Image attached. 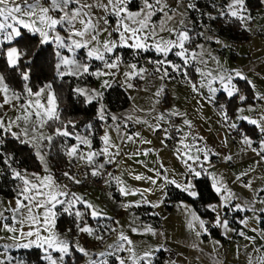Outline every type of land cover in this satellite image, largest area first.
Segmentation results:
<instances>
[{
	"label": "rangeland",
	"instance_id": "obj_1",
	"mask_svg": "<svg viewBox=\"0 0 264 264\" xmlns=\"http://www.w3.org/2000/svg\"><path fill=\"white\" fill-rule=\"evenodd\" d=\"M197 1L163 0L169 9L175 10L176 13L173 20L168 22V27L178 26L179 21L183 19L184 27L188 29L190 37L191 30L194 27H197L196 33L202 34V39L195 45L191 44V40L186 43L189 55L193 52L197 54V59L190 64L185 65L181 57H177L174 52L169 53L167 59L174 64L181 65L183 69L182 72H173L169 67V74L172 78L161 80V73L155 72V66L151 61L165 58L154 50L149 51H154L155 55L149 56L141 64L132 61L127 62L121 58L122 63L119 68L111 70L105 69L102 61L89 60L86 56L87 63L90 66L93 62L103 64L101 68L95 69L94 72L98 70L111 71L115 73V76H95L93 85L81 88L96 89L102 92L104 90V87H102L103 81L113 78V80L119 81L131 98L130 105L124 110L113 112L111 116H115L117 119L110 121L107 119L106 106L103 101L101 102L105 108L101 137L107 132L111 144L119 146L120 149V155L116 156L114 162L107 166L110 167L112 176L119 177L123 184L118 185L116 183L120 195L119 199L114 196V192L110 188L104 191L96 188H78L74 190L68 188V191L76 193L91 203L101 215L93 218L90 215L91 210L86 209V205H76V208L86 214L83 217L81 226L91 227L94 230V235L76 231V234L72 236L71 232H60L56 227L60 235L68 239L71 246V255L65 256L64 264H68L67 260H71L72 263L70 264H88L91 259H102L97 254L108 250V245L118 244L121 233L132 241L131 247L137 256H142L145 251H153V262L157 254L163 251V264H249L250 258L251 264H258L257 258L264 256V158L258 154L260 141L264 139V133H261L255 125V129L249 126H241L243 122L249 125L252 124L240 118L247 116L249 119L260 120L264 116V99L259 98L264 97V0L262 6L254 14L247 8L245 0L247 14L252 17L243 25L248 27L251 33L250 39L245 42H232L227 37L221 36L216 32L211 22L204 23L201 15L198 18V25H195L196 21L192 17V10L198 7ZM82 2L91 3L92 0H82ZM189 4H194L195 7L189 8ZM140 6L141 0H134L133 10L138 9ZM224 6L222 0L213 3L211 9L206 12L209 19L220 16L219 12ZM93 11L97 16L103 15V12L98 9ZM169 15H172V13L170 12ZM161 19L162 15L158 13L153 18V22L159 24ZM112 23L114 25V20H112ZM101 26L103 25L101 24ZM64 34L61 32V35ZM160 35L165 39L170 38L167 32H161ZM26 37L31 41L39 42L38 37L34 38L25 32L24 38ZM111 38L116 39V34L113 33ZM171 38H175L174 35ZM99 39L101 41L109 39L108 34L106 32L102 33ZM22 40L11 45L9 42H5L0 45V52L2 50L6 51L7 46L18 47ZM117 50L109 54L111 59L114 60L116 56L121 57V53L116 54ZM80 51L78 50L77 56L83 57L79 53ZM84 52L86 54L87 50L85 49ZM141 52L146 53L148 51ZM65 54L68 53L65 52ZM107 58L109 57L106 56ZM201 59L207 61V63H200ZM132 63H136L138 68L143 67L146 70L143 73V79L132 77L126 80L124 73L130 71L128 65ZM188 66L193 67L191 73L195 72V79L192 78V75H189ZM197 67L205 72H212L214 76L218 74L221 68L224 72L219 74H233L232 83L239 92L236 94V100L233 102L230 114L225 102L216 103L219 93L224 92L220 81L218 79L213 81L212 86L218 90L209 100L212 94L207 86H200L203 78L200 73L196 72ZM236 71H239L241 76L246 77V80L250 83L253 89L251 97L240 90L238 82L244 80V78L236 77L234 75ZM185 72L187 77L184 74ZM26 83L28 85V82ZM127 83H131L133 87H127ZM192 83L197 85L198 92L193 91ZM204 84H207V79H204ZM161 88L164 91L157 97L156 93ZM166 93L169 95V102H166L164 98ZM240 95L245 96L246 100L241 101L239 99ZM157 100L159 103H157ZM17 103H23V100L18 102L13 100L9 104H3V93H0V104H3V107L0 108V118H3L5 122L15 120L16 116L20 114L17 108L13 107ZM240 109H243V111H239ZM169 111H179L183 114L178 117V128L181 131H179L178 140L171 150L166 147L165 136H155L156 130L153 131V126L157 123L155 117L160 113ZM224 113H227L229 117L227 121L224 119ZM185 119L192 121L191 128L184 124ZM145 120L148 123L142 122ZM166 122L167 119L159 121L162 127L166 125ZM230 123H235L237 127L235 129L230 128ZM117 125H119L118 131ZM13 130L16 129L13 128ZM43 132L45 135L53 134L47 126L43 129ZM189 132L192 135L187 137L185 143L192 144V136L203 137L202 140L198 139L196 141V146L205 148L209 153L208 160L204 159L203 152H201L199 153V161L192 160L189 163L196 171H200L201 175L206 173L212 186L214 178L218 187L223 185L221 192L218 193L219 200L206 205L207 209L212 211L215 208L213 219L202 216L194 205L187 201H176L172 203L171 208L167 206L168 187L175 186L168 183V180H175L182 186L191 182L193 185L191 190L198 195L195 179L199 176L188 173L183 162L186 157L182 158L180 155V153L187 150L179 144V140L184 137L185 133ZM75 133L88 137L92 142L91 128L77 130ZM245 135L253 141L251 147L242 142ZM127 136H133V140H126L125 137ZM75 143L74 139L73 144ZM91 146L92 150L100 151L105 145L101 140L100 149L93 147V144ZM81 147L84 152L89 150L86 146ZM253 148L258 151H253ZM177 149L180 151L178 152ZM110 151L115 152L116 149L110 148ZM145 151H147V155L144 154ZM137 153L139 154L137 155ZM190 154L197 155L194 149L191 150ZM225 157H231V159H225ZM45 159L48 168L52 172L49 152ZM105 159L103 157V160ZM39 162L40 170L27 172L38 173L41 176L45 175L44 165L40 160ZM202 168L206 171H202ZM157 172H159V175H157ZM138 175L144 178L135 179ZM149 177L151 180L148 179ZM165 177H167V180ZM152 180H156V183L153 184ZM57 182L63 185L62 181L57 180ZM122 186L129 192L128 195H124L119 191ZM225 196L229 197L227 201L223 199ZM15 198L0 195V210L8 207L9 202H12V206H14ZM126 205L127 207H125ZM144 205L152 206V214L159 216V226L156 225L155 220L142 219L141 213L137 212V208ZM236 205L241 207L237 209ZM193 212L205 222V227L208 229L206 233L199 228L198 221H192L191 213ZM217 217L221 221L220 224L216 223ZM189 221H192L193 228L189 227ZM224 221H227L226 227L223 224ZM233 221L238 225H235ZM212 226L219 228L221 237L211 235L210 227ZM133 227L137 229L136 232L131 230ZM148 227H151L156 234L153 235L147 232L145 229ZM197 231L201 232L199 236L196 234ZM241 232L244 235H241ZM10 235L0 227V260L9 257L10 251L15 249L3 247L13 243L9 239ZM96 235L102 236L103 239H96ZM128 246L125 245V247ZM79 247L84 248L88 255L79 252ZM119 255L127 261L130 253L122 251ZM53 256L58 257L59 253H53ZM108 261L109 264H118V261L111 256L108 257ZM21 262L26 264L25 261Z\"/></svg>",
	"mask_w": 264,
	"mask_h": 264
},
{
	"label": "snow or ice",
	"instance_id": "obj_2",
	"mask_svg": "<svg viewBox=\"0 0 264 264\" xmlns=\"http://www.w3.org/2000/svg\"><path fill=\"white\" fill-rule=\"evenodd\" d=\"M134 0H92L91 3L82 2V0H0V45L5 42L9 44L18 43L19 40L24 39L25 32L31 36L38 37V47L43 45H55L54 55L56 62L54 64V70L58 78L63 79L66 76L79 78L85 74H91L93 76H115L111 71H95L90 73V65L86 62H81L77 59L78 50H87L86 56L89 60H99L104 63V68L118 69L122 63L121 57L116 56L115 59H111L109 54L114 53L117 49L123 47L133 50L134 55H138L141 51L154 50L156 53L163 56V60L151 61L155 66V72L161 73L160 79L172 78L169 74V67L173 72H182V66L174 64L167 59L169 53L174 52L177 57H181L185 65L197 59L195 52L189 55V49L186 47V43L190 42L191 37L189 31L184 27V20L179 21V25L176 27H168V22L172 21L175 16V10L169 9L163 0H141V6L133 10ZM189 8H194V4H189ZM94 9H98L103 12V15L97 16ZM172 15H169V13ZM162 15V19L159 24L153 22V18L157 14ZM220 17H231L237 19L243 26L252 17L247 14V8L245 6V0H228L225 6L219 12ZM215 19V17H212ZM114 20V25L112 23ZM101 24L103 26H101ZM79 25V27H77ZM109 29H111L109 31ZM61 32L65 33L61 35ZM107 33L109 39L101 41L99 39L102 33ZM161 32L169 33L168 39H165L160 35ZM113 33L116 34V39H112ZM174 35L175 38H171ZM202 35V34H201ZM202 47V46H200ZM68 53V54H65ZM6 58L7 67L14 72L20 70V75L24 82L29 81L30 75L28 71L21 70V62L27 55V52L16 46H7L6 51L3 52ZM106 56L109 58L106 59ZM31 63V61H29ZM200 63L206 64L207 61L201 59ZM130 71L125 72L124 75L127 79L132 77H139L143 79V73L146 71L143 67L138 68L136 63L128 65ZM196 72L202 76L201 87L207 86L212 96L215 95L218 89L212 86L214 80H219L220 85L226 92L228 97H234L238 94L239 90L232 83L233 74H219L224 70L221 68L217 75H213L212 72H205L201 68L197 67ZM187 77V73H184ZM236 77H242L239 71L234 72ZM210 77V79H208ZM204 79H207V84H204ZM191 82V81H189ZM111 84L108 80H104L102 87H110ZM192 89L194 92H198L199 88L195 83H192ZM127 87L131 88L133 85L127 83ZM77 95L83 96L85 103H91L96 100L102 99V92L96 89H85L76 87L73 90ZM164 89L161 88L157 91L156 96L159 97ZM0 93H3V104H9L13 100L21 101L23 103H17L13 107L17 108L20 112L16 116L15 120L5 122L3 118H0V146H3L4 136L10 135L21 145L31 146L35 150V155L41 161L45 168V175L41 176L38 173H28L27 170H18L12 167L13 157L10 154H5L0 151V158L4 164L8 166L13 178L18 181L15 188V204L12 206V202H9V206L0 210V227L7 231L11 235L9 239L13 241L12 244L4 245L6 249L9 248H37L43 250L42 259L47 261L48 264H64L65 256L71 255L70 242L65 237H62L56 230V222L58 212L57 206L62 209L64 213L75 218V227L78 232L88 233L94 235V230L88 226H81L85 212L76 208L77 204L86 205V209H90V215L93 218H97L101 215L95 207L84 200L83 197L68 191L67 184H60L57 182L54 174L48 168V163L45 157L51 149L52 142L55 137L74 138L76 143L73 145H61V150L64 155L72 161H83L85 166H90V175L92 177H100L104 175L103 172L105 165L112 164L115 157L120 155L119 146L112 145L110 137L107 132L101 137L104 142V148L100 151L92 150V142L86 136H81L78 133L70 132L69 126L75 128V124L72 121H68L64 124L60 120V110L58 104V97L52 90V84L48 83L44 87H41L37 91H33L31 87H28L27 83L24 84L23 92H14L6 83L4 75L0 74ZM264 99V97H259ZM241 101L246 100L243 95L239 96ZM157 103L159 101L157 100ZM0 104V108L3 107ZM239 111H243L240 109ZM99 119H105V108L101 104L99 109ZM183 114L179 111H169L167 113H160L155 117L157 123L153 126V131L160 129L165 132V138H171L168 130L164 129L159 121L168 120L171 123L172 117H179ZM243 120H247L252 125L259 128L261 133H264V116L257 119H249L247 116L240 117ZM113 120L117 117L113 116ZM224 119L227 121L229 117L227 113H224ZM148 123V121H142ZM59 123L61 126L55 127L54 133L45 135L43 129L46 126H52ZM184 124L189 128L192 127V121L185 119ZM176 131L181 129L172 125ZM91 128V124L88 125ZM229 127L235 129L237 126L235 123H230ZM15 128L16 130H13ZM119 125H117V131ZM138 135V134H134ZM192 134L185 133L184 137L179 140V144L183 146L184 151L180 153L185 163L188 173L194 176H200L201 172L196 171L189 161H199V153L203 152L204 159L208 160L209 153L205 148L197 147L196 141L202 140L203 137L192 136L193 143H185L188 136ZM126 140L132 141L133 136L125 137ZM242 142L251 147L253 141L247 135L243 136ZM150 143V142H149ZM81 146H86L89 150L84 152ZM110 148H115V152H111ZM195 150L197 155H191V150ZM253 151H258L256 148ZM179 152L180 150L177 149ZM139 153H137L138 155ZM147 155V151L144 153ZM258 154L264 158V139L260 141V148ZM97 157H105L104 163H98ZM225 159H231V157H225ZM163 167V165H161ZM206 171V169H201ZM62 175L71 182L79 185L82 183L80 179L72 175L69 171H65ZM89 175L85 172V176ZM111 179H114L118 185L123 184L119 177H113L111 173H107ZM159 175V172H157ZM142 176H136L135 179H143ZM148 179L151 180L149 177ZM167 180V177H165ZM109 181H106L108 183ZM170 184H174L177 188L188 193L190 196H196L197 193L192 191L193 185L188 182L184 186L178 184L175 180H168ZM155 184L156 180H152ZM250 186V185H249ZM217 186L214 178L213 188L217 193L221 192V188ZM119 191L128 195L125 187H120ZM226 191V189H225ZM225 201L229 197H223ZM127 207V205L125 206ZM241 206L236 205L239 209ZM215 211V208H213ZM7 213V215H6ZM192 221L199 222V228L203 232H207L205 222L200 219L193 212L191 213ZM192 221H189V227L193 228ZM217 224L221 221L217 217ZM243 223V221H242ZM223 224L227 226V221ZM71 228L67 229L71 232ZM136 232L137 229L133 227L131 229ZM147 232L155 235L156 233L151 227L145 229ZM197 236L201 234L197 231ZM244 235L243 232L240 233ZM96 239L102 240L103 237L96 235ZM119 243L116 245H108V250L99 252L97 255L102 259H91L88 264H109L108 257H114L118 264H152L153 251H145L142 256H137L134 249L131 247L132 241L123 233L119 236ZM129 245L125 247V245ZM162 247V246H161ZM78 251L88 255L84 248L79 247ZM127 251L130 253L127 261L122 258L119 253ZM53 253H59L58 257H54ZM258 264H264V256L258 257ZM11 257H6L0 260V264H9ZM23 264V262H20ZM251 264V258L249 261Z\"/></svg>",
	"mask_w": 264,
	"mask_h": 264
},
{
	"label": "trees",
	"instance_id": "obj_3",
	"mask_svg": "<svg viewBox=\"0 0 264 264\" xmlns=\"http://www.w3.org/2000/svg\"><path fill=\"white\" fill-rule=\"evenodd\" d=\"M219 0H198L197 8L192 10V17L195 19L198 25L199 15L203 19L205 24L211 22L212 26L215 27L216 32L221 36L227 37L232 42H245L251 37V33L248 27H244L235 18L216 16L215 19H209L206 12H208L213 3H218ZM228 0H222V4L225 5ZM263 4V0H246V6L251 11H255L260 8ZM197 27L191 30V44L195 45L198 43L202 37L199 33H196ZM199 28V27H198ZM38 41H31L28 37L24 38L19 44L18 48H21L27 52L21 62L20 69L29 72L30 79L28 82L29 87L33 91H37L41 87L48 83L52 84V88L58 97V104L60 110V120L67 124L68 121H72L75 124V128L69 126L68 130L70 132H76L77 130H83L91 124V138L93 147L100 149L101 147V130H102V120L99 119V109L101 102L106 106L107 119L112 120V113L126 109L131 102L130 95L126 89L118 82L115 81L108 87L103 95L102 99L99 101H92L91 103H85L83 96L77 95L73 90L76 87L90 86L95 83V76L91 74H85L82 77L74 78L66 76L63 79L56 76L54 70V64L56 62V57L54 55L55 46L52 44L43 45L38 47ZM4 50L0 52V74L4 75L6 78V83L14 92H23L24 82L20 75V70L13 71L7 67L6 58L3 55ZM121 53V58L124 61H132L141 64L149 56H154V51H148L146 53L140 52L138 55H134L133 50L128 48H119L116 54ZM83 57L77 56V59L81 62H88L84 50L79 52ZM31 61V63H29ZM102 63L93 62L90 66V73L94 72L95 69L101 68ZM192 66H188V73L192 78L195 79V72H192ZM240 90L247 93L249 97L253 95V89L246 79H242L239 82ZM236 100V95L234 97H228L225 92H220L216 100L217 104L221 101L226 103L228 113L231 112V107L233 102ZM249 100V98H248ZM61 126L59 123L53 124L52 126H47L49 131L54 133L55 127ZM241 126L251 127L255 129L254 125H249L243 122ZM4 145L0 146V151L5 154H10L12 159V167L18 170H40V162L35 155V150L31 146L21 145L18 141L12 138L10 135L4 136ZM74 143V138H63L55 137L52 142L51 149L49 151V160L52 168V173L58 181H62L64 176L63 172L69 171L72 173V163L64 155L61 150V145L67 144L72 145ZM98 163H104L103 157H97ZM108 165V164H106ZM112 174V173H111ZM18 181H16L11 175V171L6 164L3 163L2 158H0V195L12 198L15 197V188ZM195 187L197 189L198 195L196 197L190 196L188 193L184 192L182 189L176 186L168 187V196L166 198L167 206L172 207V203L176 201H187L194 205L196 210L204 217L210 219L214 218V212L207 209L206 205L208 203L217 202L219 200V195L212 186L211 180L206 173H202L201 176L195 179ZM109 188L113 190L114 196L119 199L120 195L117 191L115 181L110 178ZM82 208V205L80 206ZM56 211L58 212L56 227L60 232L67 231L71 228L72 236L76 234L75 218L67 215L57 206ZM137 212L141 213L142 219L145 220H155L156 225H160L159 216L152 214V206L144 205L137 208ZM86 216V214H85ZM235 225H238L233 221ZM83 222H81V225ZM210 233L212 236L221 237L219 228L216 226L210 227ZM73 252V251H72ZM11 261L9 264H20L21 261H25L26 264H48L47 261L43 260V250L37 249L35 247L24 249L18 248L13 250L10 254ZM164 253L160 251L154 258L152 264H163ZM67 263H72L71 260H67ZM74 263V262H73Z\"/></svg>",
	"mask_w": 264,
	"mask_h": 264
},
{
	"label": "built area",
	"instance_id": "obj_4",
	"mask_svg": "<svg viewBox=\"0 0 264 264\" xmlns=\"http://www.w3.org/2000/svg\"><path fill=\"white\" fill-rule=\"evenodd\" d=\"M172 125H175L176 128H178L179 125V119L177 117L171 118V123L167 120L166 125L163 126L164 129L168 130V133L171 138L166 139L165 138V144L167 149L171 150L174 148V145L176 144L178 140V134L179 132L173 128ZM155 136H165V132L157 129L155 131ZM91 168L90 166H85L83 161H74L72 163V175L76 176L77 179H80L82 181L81 184L77 185L70 180L66 179L65 177L62 179L63 184H67L68 188L71 190L78 189V188H96L101 190H106L109 188L110 182L106 183V181H109L110 177L107 176V173H111L110 167L105 165V168L103 172L104 175L100 177H92L90 175ZM85 172H88L89 175L85 176Z\"/></svg>",
	"mask_w": 264,
	"mask_h": 264
},
{
	"label": "crops",
	"instance_id": "obj_5",
	"mask_svg": "<svg viewBox=\"0 0 264 264\" xmlns=\"http://www.w3.org/2000/svg\"><path fill=\"white\" fill-rule=\"evenodd\" d=\"M106 79H107V78H106ZM107 80L110 82V84L114 83L115 81H118V80H113V78H109V79H107ZM137 80H138V79H137ZM118 82H119V81H118ZM107 88H108V87H104V88H103L104 90L102 91V93H104V91H105ZM168 97H169V95H168V93H166V95H165V97H164V98L166 99V102H169ZM177 118H178V117H177ZM178 119H179V118H178ZM160 150H161V149H160ZM160 150H159V151H160ZM150 152H151V151H150ZM132 156H133V154H132ZM103 161H104V160H103ZM113 180H114V179H113ZM114 181H115V180H114ZM115 184H116V182H115ZM116 187H117V186H116ZM89 190H93V189H89ZM194 197H196V196H194ZM16 249H18V248H15V249H13V250H16ZM13 250H12V251H13ZM12 251H10V253H9V255H8L9 257H10V254H11Z\"/></svg>",
	"mask_w": 264,
	"mask_h": 264
}]
</instances>
